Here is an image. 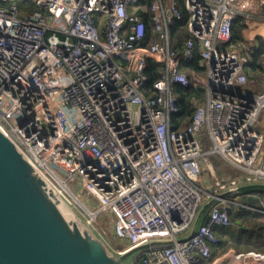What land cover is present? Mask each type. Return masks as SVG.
<instances>
[{
	"label": "built area",
	"instance_id": "2783aa9c",
	"mask_svg": "<svg viewBox=\"0 0 264 264\" xmlns=\"http://www.w3.org/2000/svg\"><path fill=\"white\" fill-rule=\"evenodd\" d=\"M35 1L40 7L26 13L18 0H0L6 134L91 225L101 213L110 217L124 244L116 253L171 240L141 249L129 264H264L255 250L214 257L216 228L233 224L227 208L264 214V200L243 203L233 177L215 179L211 189L200 180L215 155L244 171L245 182L264 181V87L246 72L253 49L230 40L240 0ZM184 14L187 35L175 44L172 24ZM196 47L202 80L186 66ZM148 58L161 64L151 85ZM199 82L203 98H192L191 115L175 123L176 86ZM225 191L231 194L218 196ZM211 197L208 220L180 239Z\"/></svg>",
	"mask_w": 264,
	"mask_h": 264
},
{
	"label": "water",
	"instance_id": "95a60500",
	"mask_svg": "<svg viewBox=\"0 0 264 264\" xmlns=\"http://www.w3.org/2000/svg\"><path fill=\"white\" fill-rule=\"evenodd\" d=\"M215 200L211 197L200 206L189 234L180 239L189 238L208 220L207 210ZM227 209L234 218L232 208ZM170 241L150 240L112 252L97 229L0 127V264H129L131 254Z\"/></svg>",
	"mask_w": 264,
	"mask_h": 264
},
{
	"label": "trees",
	"instance_id": "16d2710c",
	"mask_svg": "<svg viewBox=\"0 0 264 264\" xmlns=\"http://www.w3.org/2000/svg\"><path fill=\"white\" fill-rule=\"evenodd\" d=\"M147 3H150L151 0H146ZM18 6L22 12L31 13L34 10L38 9L40 6L35 0H18ZM186 14L182 20L176 21L172 24V34L174 37V43L179 44L182 43L183 38L182 35H187V30L185 28L186 24ZM236 22L235 19L233 21V25L231 28V36L230 40L232 42H237L241 39V30L244 27L243 23ZM264 60V37H258V45L255 50L251 54V59L249 62L250 69L252 71H261L262 69V61ZM187 67H191L200 71L204 69L203 66L200 65V59L198 55V49H195V56L193 60L186 64ZM161 68V64H159L155 59L148 58L147 64L145 68V72L148 77L147 83L149 85L159 76V69ZM175 91L178 95V102L182 108V112L180 114L175 115L173 118L174 122L177 123V120H186L193 111V103L192 98L202 99L204 96V88L202 85H190L189 87H181L176 86ZM244 210L239 209L233 211L235 217L233 219L234 226H237L236 231L230 230L231 239L223 238L225 233H228L224 229L221 230L219 235V248L220 253L225 252L229 248H234L236 251H248L255 250L259 252H264V218L257 213L249 212L245 213ZM245 236V239H253L255 238L256 246L242 248L240 243V238ZM217 254V251L214 253V257Z\"/></svg>",
	"mask_w": 264,
	"mask_h": 264
},
{
	"label": "crops",
	"instance_id": "0c3cea01",
	"mask_svg": "<svg viewBox=\"0 0 264 264\" xmlns=\"http://www.w3.org/2000/svg\"><path fill=\"white\" fill-rule=\"evenodd\" d=\"M243 23L244 27L241 30V39L239 42L244 47L250 49V51L258 45V37H264V0H240L239 7L237 9V15L235 17V22ZM250 62V61H249ZM246 72L248 73L251 82L256 86H259L260 89L264 87L263 81V72H264V60L262 61V69L261 71H252L250 69L249 63L246 65ZM263 83V84H262ZM258 128L264 134V109L261 110L259 115ZM218 159V158H217ZM210 162L205 166L204 173L201 177V181L205 185L207 189H211L212 183L215 179L223 178V177H233L238 179L241 182V186H245L248 184H256V187L246 188L243 191L245 193L253 191L258 195L256 201H247L254 205L260 206L261 202L264 200V181L263 182H255V183H247L245 182V172L241 169L235 167L230 162L226 160H213L210 157ZM239 210V209H238ZM260 214L264 218V214L254 212ZM232 224L228 228H216L217 233H221V230L224 229L228 233L233 227ZM237 227V226H235ZM225 233L223 238L231 239L230 234ZM229 235V236H228ZM221 248H214V253L217 251L215 257L220 256L224 252L220 253ZM226 251H236L234 248H229ZM225 251V252H226ZM262 252V251H261ZM209 261H203L200 264H209Z\"/></svg>",
	"mask_w": 264,
	"mask_h": 264
},
{
	"label": "rangeland",
	"instance_id": "374dc122",
	"mask_svg": "<svg viewBox=\"0 0 264 264\" xmlns=\"http://www.w3.org/2000/svg\"><path fill=\"white\" fill-rule=\"evenodd\" d=\"M27 13V12H26ZM186 35V34H185ZM185 35H182V38L185 36ZM174 38V37H173ZM125 54L126 52H124L121 56H119L120 58L124 59L125 57ZM203 66V65H202ZM199 79L202 80V78L204 77L205 75V70L202 69L199 71ZM201 82V81H200ZM199 82V84H200ZM201 85V84H200ZM203 137L205 139V144H206V147L209 146L210 144V140H209V136H208V133L206 130H204L203 132ZM211 158L213 160H225V159H222V158H218L217 159V156L215 155H211ZM206 188V187H205ZM82 191V190H81ZM81 191H79V195L78 197H80L83 201H85V203H88L90 206H95V201L90 199V198H87ZM245 192H242L240 193L238 196L236 197H239V199L243 202V203H249L247 201V196H245L244 194ZM235 196V195H233ZM204 197H206V195L204 194ZM70 201L72 202L73 206L79 210V207L77 206L76 202L74 201V199H70ZM235 208V207H234ZM242 210H244L243 212H245L246 214L247 213H251L250 210H247L245 208H241ZM234 211H236V209H234ZM81 212V210H80ZM82 214V213H81ZM85 219L86 217L84 215H82ZM112 221L110 220V217H108L106 215V213H101L97 219L92 222V225L94 226V228H96L101 236L103 237V240L106 242V244L108 245L109 249L114 252L116 254L117 250H122L123 249V243H122V240H120L119 238H116L115 235H114V232H113V226H112ZM232 230H234V232L236 231L237 227L233 226L231 227ZM230 234V233H228ZM229 236V235H228ZM255 238L253 239H245V236H242V238H240V243L242 245V248H246L247 246L249 247H255L256 246V242H255ZM118 254V253H117ZM135 255V253L131 254L129 256L130 257H133Z\"/></svg>",
	"mask_w": 264,
	"mask_h": 264
},
{
	"label": "bare ground",
	"instance_id": "6f19581e",
	"mask_svg": "<svg viewBox=\"0 0 264 264\" xmlns=\"http://www.w3.org/2000/svg\"><path fill=\"white\" fill-rule=\"evenodd\" d=\"M119 254V253H118Z\"/></svg>",
	"mask_w": 264,
	"mask_h": 264
}]
</instances>
